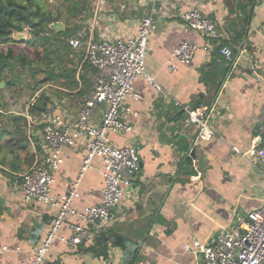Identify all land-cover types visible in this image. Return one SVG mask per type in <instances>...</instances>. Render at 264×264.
<instances>
[{
    "label": "crops",
    "instance_id": "obj_1",
    "mask_svg": "<svg viewBox=\"0 0 264 264\" xmlns=\"http://www.w3.org/2000/svg\"><path fill=\"white\" fill-rule=\"evenodd\" d=\"M143 1L118 0L116 9L110 7L114 12L104 15L109 20L102 19V26L92 27L85 40L134 34L139 18L150 7V0ZM240 1L243 0L155 1L157 28L149 37L145 62L161 89L138 78L133 90L140 96L124 100L134 110L128 116L132 130L110 134L117 144L134 145L138 150L141 165L130 186L131 195L114 206L110 223L90 242L68 244L65 238L70 229L65 219L46 250L47 261L203 264L199 254L183 248L184 243L194 237L202 242L212 241L220 228L264 202V181L248 153L264 104V0L252 1L246 23L238 8ZM193 7H199L201 13L214 20L221 34L218 43L229 40L223 45L232 51L230 39L243 27V36L229 59L218 52L215 39L186 25L182 14ZM85 13L78 18L83 24L88 19L84 18ZM92 16L94 12L89 18ZM182 39H193L200 47L188 63L177 62L175 69H169L172 50ZM204 43L209 46L207 50L201 47ZM62 48H66L63 56L67 58L60 64H65L68 71H54V77L41 85L31 84L43 77L37 73L30 75L28 83L35 87L24 84L21 91L16 89L21 85H12L10 78L0 80L5 82L0 86V264L30 260L55 215L56 209L49 203L26 201L19 184L24 173L46 152L38 110L29 109L35 103L37 107L39 97L44 95L46 105H56L67 119H73L77 114L73 97L90 85L89 63L82 62L78 49L69 45ZM69 49L73 52L69 53ZM198 98L202 101L199 106L207 107L213 131L209 138L198 136L194 124L175 104L177 100L191 105ZM99 118L100 112L96 111L93 120ZM84 155L83 145L65 146L52 185L53 192L59 194L79 177V197L73 203L78 209L98 203L102 194V161L95 157L79 175ZM187 157H191L195 173L181 181L179 172ZM149 218L147 231L136 240L135 226ZM124 220L126 227L119 228V222ZM117 234L127 237L122 247L113 242Z\"/></svg>",
    "mask_w": 264,
    "mask_h": 264
},
{
    "label": "built area",
    "instance_id": "obj_2",
    "mask_svg": "<svg viewBox=\"0 0 264 264\" xmlns=\"http://www.w3.org/2000/svg\"><path fill=\"white\" fill-rule=\"evenodd\" d=\"M155 1L150 0L148 12L139 18L136 32L132 35L113 38L102 35L86 40L76 35L66 39L72 49L86 46L84 59L91 67L90 85L73 97L77 106L73 119H67L54 104L45 105L37 114L42 124L46 152L24 173L19 187L26 201L49 203L56 211L50 230L33 251L30 260L14 264H68L62 260L49 262L45 257L63 221L67 219L70 229V235L65 238L68 244L90 242L110 223L114 206L123 197L131 195L130 186L141 165L138 150L134 145L117 144L110 134L132 130L128 116L134 110L124 100L128 96L135 99L140 96L133 90L138 78L142 77L153 88L161 89L148 73L145 62L149 37L157 28ZM198 8L193 7L182 14L186 25L218 43L221 34L214 20ZM199 47L193 39L180 40L172 50L168 68L175 69L177 62L188 63ZM201 47L207 50L209 46L204 43ZM219 52L227 59L232 55V50L226 45L219 47ZM175 104L184 111L185 119L194 124L198 136H213L206 106L193 107L189 102L177 100ZM96 111L100 112L98 121L93 120ZM73 144L85 147L79 175L90 167L95 157L102 161L99 169L103 182L101 199L98 203L84 204L79 209L73 204L79 197V177L71 181L62 193L55 194L52 189L55 172L63 161L64 147ZM248 153L254 158L264 181V104ZM183 248L199 254L203 264H264V202L220 228L212 241L202 242L194 237L184 243Z\"/></svg>",
    "mask_w": 264,
    "mask_h": 264
},
{
    "label": "trees",
    "instance_id": "obj_3",
    "mask_svg": "<svg viewBox=\"0 0 264 264\" xmlns=\"http://www.w3.org/2000/svg\"><path fill=\"white\" fill-rule=\"evenodd\" d=\"M49 0H0V80L3 78H10L11 84H15L20 75L15 69L16 64H21L23 67L29 68L31 75L34 76L35 73L42 71L43 77L35 80V84L39 82H44L45 80L54 77V71H68L63 66L65 64H60L66 60L67 57L63 56L67 50L62 47H68L66 38L71 37L72 34L76 33L78 30V23L73 21L69 26L65 25L66 22L60 19L59 15H53L50 11H46L44 3ZM68 4L65 3V12L71 17H78L83 15L81 13L86 9V5L79 6L76 0H66ZM255 0H243L238 3V8L242 11V19L244 23L247 22L250 12L248 7ZM85 3V0L83 4ZM86 4V3H85ZM93 14L92 11H86L84 18H89ZM62 21L64 23V29L62 31H56L52 25L54 21ZM50 24V26H49ZM28 29V37L23 39L24 42L29 47H32L34 56L27 58V56L22 55L20 52H16L14 48L10 45V41L14 40L13 34ZM243 27L241 31H237V35H233V39H230V44L233 45V53L236 52V47L239 45V39L243 36ZM229 40H223L216 44L217 50L223 44L228 43ZM64 44V45H63ZM219 52V51H218ZM45 61V62H43ZM55 61V62H54ZM82 62L87 63V60L82 57ZM228 64V62H227ZM43 65V66H42ZM4 69L6 72H3ZM69 71H74V69H69ZM37 100V99H36ZM46 98L40 96L36 103L32 105L29 109L31 112L34 109H43L46 105ZM201 98H198L191 105L193 107L199 106L201 103ZM195 171L191 165V157H187L183 160L180 169V180L184 181L185 177L194 174ZM151 218L147 219L143 223H138L135 228V239L142 238L144 233L147 231ZM127 240L126 236L117 234L113 238V242L117 243L122 247L125 245ZM138 246L136 244L134 251L136 252Z\"/></svg>",
    "mask_w": 264,
    "mask_h": 264
},
{
    "label": "rangeland",
    "instance_id": "obj_4",
    "mask_svg": "<svg viewBox=\"0 0 264 264\" xmlns=\"http://www.w3.org/2000/svg\"><path fill=\"white\" fill-rule=\"evenodd\" d=\"M76 1L78 2V4L81 3L79 6L86 5V7H85L86 9L84 10L83 13H85L87 10L95 13V16L88 18L87 22L85 24L82 23L83 21L80 22L78 20V17H76V18L71 17L65 12V6L64 5H65V3L68 4L66 0H49V1H46L44 3V6H45L46 11H50L51 13H53V15H59L60 19H62L63 21L66 22L65 25H67V26H69V24H71L73 21H76L78 24H80L78 26H80V27L82 26V29L79 27L78 30L76 31V33L72 34L71 37L73 35H78L84 39L86 37H88L92 27H96V25L102 26V24H101L102 19H105V21L109 20L107 18V16H104V15L109 13V12L110 13L114 12L113 10L110 9V7L111 8L114 7L116 9L119 5L118 0H85L86 4L85 3L83 4L84 0H76ZM143 2L145 3V2H147V0H144ZM136 11L137 10H135V12ZM83 13H81V14H83ZM20 33L22 34V37L20 39H18L17 37H14V40L10 41L9 43L14 48V50L16 52H18V53L20 52L22 55L27 56V58L30 60V58H32L34 56V53L32 51L33 48L29 47L26 44V42L23 41V39L28 37L27 28L25 27L24 30L20 31ZM85 48H86V46H84V45L77 48L78 49L77 51L80 52L79 56L80 55H82L81 57L84 56ZM71 51L73 52V50L69 49V53ZM43 62H45V61H43ZM4 71H6V70L4 69ZM14 71L19 73V75H20V78L16 83L19 87L21 85V87L16 88L17 90L21 91L25 87V85H28L31 88L35 87V86H33V85H36L35 81H32V83H31V84H33L32 86L28 84L31 80V78H30L31 71L29 68L23 67L21 64H16ZM37 74H40L43 76V74H41L40 71L37 72ZM54 83H56V82L54 81ZM38 84L41 85L40 82ZM7 86H10V85L8 84ZM119 223H120L119 228L124 229L126 227L125 224L127 222L125 220L122 222H119ZM123 223H124V225H123Z\"/></svg>",
    "mask_w": 264,
    "mask_h": 264
},
{
    "label": "water",
    "instance_id": "obj_5",
    "mask_svg": "<svg viewBox=\"0 0 264 264\" xmlns=\"http://www.w3.org/2000/svg\"><path fill=\"white\" fill-rule=\"evenodd\" d=\"M63 22L58 20V21H54L53 22V28L56 30V31H62L63 29ZM14 37H17L18 39H20L22 37V34L20 32H16L13 34ZM240 52V49H238V52H237V55L235 56V59L237 58L238 54ZM6 82L10 83V80H7ZM5 84V82L3 81H0V86H3ZM256 132V131H255ZM190 155L192 157H194V151H191L190 150Z\"/></svg>",
    "mask_w": 264,
    "mask_h": 264
}]
</instances>
